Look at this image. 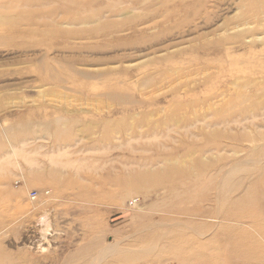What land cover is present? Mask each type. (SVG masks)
<instances>
[{"label":"rangeland","instance_id":"1","mask_svg":"<svg viewBox=\"0 0 264 264\" xmlns=\"http://www.w3.org/2000/svg\"><path fill=\"white\" fill-rule=\"evenodd\" d=\"M263 155L264 0H0V264H264Z\"/></svg>","mask_w":264,"mask_h":264},{"label":"bare ground","instance_id":"2","mask_svg":"<svg viewBox=\"0 0 264 264\" xmlns=\"http://www.w3.org/2000/svg\"><path fill=\"white\" fill-rule=\"evenodd\" d=\"M70 26V25H69ZM72 26V25H71ZM240 29V28H239ZM249 38V37H248ZM252 39H253V37H252ZM49 70L48 71H50V72H48V71H46L43 75H40V76H42V77H40V79H41V83H42V81L43 82H46V81H58V80H61V79H59V77L60 76H58V75H55V73H52V70L50 69V68H48ZM76 73H77V71H76ZM79 75V74H78ZM87 76H88V74L87 75H85V74H83V77H86L87 78ZM110 96V95H109ZM111 97V96H110ZM57 121V120H56ZM191 126V125H190ZM7 138H8V146H9V148H11V149H14V148H12V146L13 145H15V137H13V139H10L8 136H7ZM23 143V142H22ZM21 143V144H22ZM13 147H16V146H13ZM257 156V155H256ZM264 156V155H263ZM251 159V158H250ZM238 160V159H237ZM238 162V161H237ZM242 162H244V161H242ZM256 162V161H255ZM236 163V162H235ZM235 163H234V165H235ZM245 163V162H244ZM247 164V163H246ZM234 165H233V167H234ZM237 166H239L240 167V165H238L237 164ZM237 166H236V168H237ZM245 166H247V165H245ZM244 166V167H245ZM248 167V166H247ZM235 168V167H234ZM235 168V169H236ZM246 168V167H245ZM240 169V168H239ZM241 169H242V167H241ZM233 170V169H232ZM236 171V170H235ZM238 171V170H237ZM227 175V174H226ZM225 175V176H226ZM217 190H219V189H217ZM35 199V198H34ZM147 227H149V226H147ZM148 229V228H147ZM177 234V233H176ZM150 244H151V241H150ZM114 249V248H113ZM119 249V248H118ZM121 250V249H120ZM106 251H107V249H106ZM105 252V251H104ZM108 254V253H107ZM98 256H100V255H98ZM100 257H102V255L100 256ZM135 257V256H134ZM132 259V258H131Z\"/></svg>","mask_w":264,"mask_h":264},{"label":"built area","instance_id":"3","mask_svg":"<svg viewBox=\"0 0 264 264\" xmlns=\"http://www.w3.org/2000/svg\"><path fill=\"white\" fill-rule=\"evenodd\" d=\"M32 196H34V194Z\"/></svg>","mask_w":264,"mask_h":264}]
</instances>
